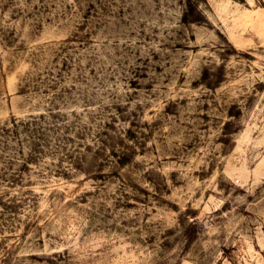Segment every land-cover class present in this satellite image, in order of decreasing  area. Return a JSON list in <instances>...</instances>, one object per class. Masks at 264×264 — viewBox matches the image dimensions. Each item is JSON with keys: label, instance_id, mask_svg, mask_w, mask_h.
Masks as SVG:
<instances>
[{"label": "rangeland", "instance_id": "374dc122", "mask_svg": "<svg viewBox=\"0 0 264 264\" xmlns=\"http://www.w3.org/2000/svg\"><path fill=\"white\" fill-rule=\"evenodd\" d=\"M0 264H264V0H0Z\"/></svg>", "mask_w": 264, "mask_h": 264}]
</instances>
